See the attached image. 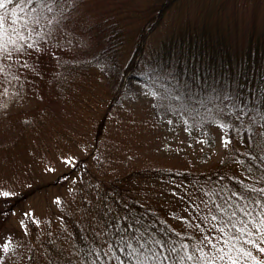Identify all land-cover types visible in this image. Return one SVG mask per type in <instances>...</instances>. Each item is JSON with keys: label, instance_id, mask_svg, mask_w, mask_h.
Masks as SVG:
<instances>
[{"label": "trees", "instance_id": "1", "mask_svg": "<svg viewBox=\"0 0 264 264\" xmlns=\"http://www.w3.org/2000/svg\"><path fill=\"white\" fill-rule=\"evenodd\" d=\"M187 1L190 0H151L138 15L137 23L131 26L114 17L93 21L81 30L87 34L89 42L84 48L72 49L74 60L65 63V66L72 63L68 72L77 66L100 77L104 70H111V66L122 70L114 91L97 90H100L95 101L97 113L102 112L103 116L116 106L125 105L128 99H139L133 97L136 93L133 87L130 91L125 89V78L133 75L141 81L158 80L169 85L177 94L178 110L174 114L183 110L196 114L212 103L226 102L231 114L252 122L240 127L239 145L232 139L227 140L221 159L208 170L194 173L150 166L131 167L120 172L119 168H123L120 151L117 146L103 142V138L101 141L96 132L94 152L76 160L72 168L76 187L61 199L56 216L57 220L61 218L58 227L68 234L72 249L66 251L47 237L43 251L47 264H93V261L125 264V253L119 244L122 236L142 234L144 240L191 244L197 238L168 223L151 203L152 197L146 190L156 178H176L189 183L206 203L235 202L240 194L254 196L249 192L252 188L264 189V23L256 18L264 9V0L201 2L197 11L183 10L177 23L166 27L160 39L153 43L151 37L166 17L186 6ZM250 5L259 8L258 16L245 19L237 26L233 20L237 8L245 9ZM230 13L233 14L231 18ZM64 70L62 65L60 72ZM66 76H59L49 88H55L54 92L60 90L61 84L68 81ZM136 83L138 89L139 82ZM46 107L45 101L40 99L24 112L6 115L8 122L18 130L12 142L0 145V157L4 154L2 160L6 158L3 161L7 164L15 162L16 155L24 154L31 146L47 160L45 154L50 151L45 148L43 136L46 141L52 140L50 147L59 148L60 153L68 152L70 146H82L83 133L78 139L67 133L66 139L59 141L63 137L61 131L47 130ZM92 123L90 127L95 124L100 131L102 121L96 124L93 120ZM13 168L9 167V173ZM5 170L0 166V191L10 187L2 181L6 177ZM66 175L58 176L56 182ZM14 187L23 189L24 186L15 183ZM28 193L29 190L15 196L22 194L24 198ZM0 200L9 201L4 197ZM153 248L158 250L159 245ZM163 255H168L167 251Z\"/></svg>", "mask_w": 264, "mask_h": 264}, {"label": "rangeland", "instance_id": "2", "mask_svg": "<svg viewBox=\"0 0 264 264\" xmlns=\"http://www.w3.org/2000/svg\"><path fill=\"white\" fill-rule=\"evenodd\" d=\"M207 1L185 2L186 6H181L176 13L172 12L166 17L162 26L152 35L151 41L157 42L166 27L176 24L184 13L183 10L192 13L194 9L198 10L201 2ZM150 2L151 0H68L64 3L67 9L65 18L60 24L53 25L51 37L38 42L36 50H28L27 55L0 61V93L5 89L8 93L7 96H0V104L6 105L0 107V145L12 142L18 133L8 122L6 115L24 112L40 99L47 104L45 126L47 130L62 132L63 137L59 141L66 139L67 133L76 135L77 139L81 133L84 134L80 148L70 146L69 151L63 153L59 152V148L53 150L50 147L52 140L46 141L44 136L41 137L45 148L50 151L45 154L47 160L33 146L24 154H17L13 163L3 161L6 159L2 160L4 154L0 157V166L6 168V177L2 181L8 183L10 187L7 192L11 194L9 201L0 200V245L10 241L14 246L12 253H0L4 257L3 264H47L43 255L47 237L65 247L66 251L72 249L68 234L58 227L61 218H56L59 205L54 201L57 197L65 199L68 190L76 187L72 178L75 174L73 167L65 164L64 158H71L75 163L78 158L94 152L96 140L93 137L96 132L101 141L103 138V142L105 140L108 145L117 146L120 151V165L123 168H119V171L150 166L194 173L208 170L221 159L226 147L222 139H232L239 145L240 127L243 123L252 122L241 115L231 114L226 102L212 103L196 114L184 110L174 114L178 110L177 94L173 93L169 85L158 80L141 81L133 75L125 78V89L130 91L133 87L136 90L133 97L139 99H128L125 105L116 106L104 116L102 112L97 113V92L114 91L122 70L111 66V70H104L97 77L92 76L93 72H89L90 70H80L77 66L68 72L72 63L66 66L65 63L74 60L75 53L72 49L88 45L89 38L81 31L87 25L105 17L117 18L126 26L135 25L138 15ZM258 11L259 8L255 5L245 9L239 6L233 20L240 26L243 20L258 16ZM232 16L230 13V18ZM256 18L264 23V9ZM62 65L65 68L63 73L60 72ZM63 74H67L68 81L54 92L56 89H50L49 86L56 83ZM137 81L138 89L135 85ZM98 89L100 90L97 91ZM154 92L157 94L155 97L152 95ZM153 113L154 120L151 116ZM93 120L96 124L102 121L100 131L95 124L90 127ZM68 142L71 141L68 139ZM13 166L16 169L13 168L9 173V167ZM63 174L67 175L62 181L56 182L57 177ZM175 179L156 178L146 192L152 197L151 203L157 206L168 223L191 232L198 239L201 232L196 226L207 229L200 218L208 214L206 201L189 183ZM15 183L24 186L23 189L15 188ZM22 190H29L28 195L24 198L21 197L22 194L16 197L15 194L24 192ZM26 213L31 215L25 216ZM22 220L26 229L21 227ZM32 220L38 223L34 224ZM254 254L264 264V255Z\"/></svg>", "mask_w": 264, "mask_h": 264}, {"label": "snow or ice", "instance_id": "3", "mask_svg": "<svg viewBox=\"0 0 264 264\" xmlns=\"http://www.w3.org/2000/svg\"><path fill=\"white\" fill-rule=\"evenodd\" d=\"M66 12L64 0H0V61L35 51L38 42L53 35V25L60 24ZM7 95L6 89L0 93ZM222 143L226 146L228 141L222 139ZM63 162L75 166L71 158L66 157ZM249 192L255 195L240 194L235 202L208 201L205 205L208 214L200 217L207 229L197 225L201 235L191 244L144 240L142 234L122 236L119 244L125 253V264H262L254 252L264 255V189L252 188ZM10 196L9 192L0 191V197ZM54 202L61 204L59 197ZM21 227H27L23 220ZM154 245H159V249L154 250ZM13 251L10 241L0 245V253L7 255ZM164 251L168 255H163ZM3 258L0 256V264Z\"/></svg>", "mask_w": 264, "mask_h": 264}]
</instances>
